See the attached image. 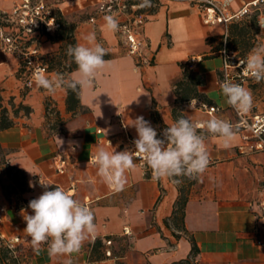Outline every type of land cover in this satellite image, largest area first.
I'll list each match as a JSON object with an SVG mask.
<instances>
[{
	"label": "crops",
	"instance_id": "1",
	"mask_svg": "<svg viewBox=\"0 0 264 264\" xmlns=\"http://www.w3.org/2000/svg\"><path fill=\"white\" fill-rule=\"evenodd\" d=\"M18 1L0 0V13L9 12ZM99 1H63L57 6L67 20L75 23L76 44L87 45L86 37L95 32L96 42L109 52L105 56L109 63L97 73L94 88L78 95L73 112L66 108V90L49 94L36 85L23 89L18 76L20 60L5 50L0 38V95L13 97L14 102L21 101L31 109L28 115L17 116L13 126L0 130L5 163L20 169L26 180V190L9 199L0 185V204L6 208L0 232L6 238H20L18 264H63L65 259H72L73 264H176L187 258L196 264H264V247L255 242L264 152L240 153V132L232 147L223 149L219 138L204 130L214 162L202 182L196 180L191 185L181 219L173 215L178 185L172 179L153 180L151 169L134 159L136 167L126 172V184L117 192L97 175V166L89 163L97 147L129 150L137 138L136 129L129 123L138 116L149 121L158 138H163V130L175 122L171 112L176 98L173 83L181 77L180 63L191 57L200 58L190 66L204 79L199 91L209 104L221 107L214 115L233 123L234 115L226 107L219 85L220 47L227 26L204 23L187 0H159L156 11L146 14L142 32L148 45L142 58H137L126 52L123 37L105 28L104 15L89 21ZM248 1L229 0V9L234 11ZM258 14L264 22V3ZM256 39L255 46L264 43L259 20ZM60 44L44 39L39 52L53 55ZM55 74L52 71L47 75ZM46 100L58 112V123L46 113ZM191 101L201 100L184 103L182 114L190 116L193 123L212 117L196 103L190 107ZM53 124L56 130L51 128ZM60 159H65L63 172L57 170ZM39 176L51 184L47 190L61 186L93 211L96 233L78 254L49 256L47 244L38 254L33 250L24 232L22 210L33 214L29 201L45 191ZM2 178V183H9L5 172ZM30 181L34 187L29 186ZM16 203L21 207H14ZM124 228L130 233H124ZM107 238L111 239L109 245L105 243ZM192 240L197 253L191 257Z\"/></svg>",
	"mask_w": 264,
	"mask_h": 264
},
{
	"label": "clouds",
	"instance_id": "2",
	"mask_svg": "<svg viewBox=\"0 0 264 264\" xmlns=\"http://www.w3.org/2000/svg\"><path fill=\"white\" fill-rule=\"evenodd\" d=\"M134 7H152V0H140ZM103 20L108 31L115 33L119 30V21L114 15L106 14ZM52 24L49 23V27ZM260 27L264 29V22L260 23ZM86 40L87 45L77 43L69 45L66 50L70 62L77 66L75 72L67 76L62 73L49 76L45 69L37 66L33 72L36 86L49 94L63 89L80 95L85 89H93L97 73L109 63L105 60L109 52L96 42L95 32L89 33ZM240 65L245 75L257 83L264 81V43L254 46L246 60L240 61ZM220 89L226 103L241 117L251 111L253 94L250 89L229 78L223 80ZM195 103L191 101L190 107L193 108ZM129 124L137 132L134 152L127 149L118 152L114 148L109 151L97 147L95 155L89 160V163L97 166V175L117 192L123 190L126 184V172L136 167V158L145 160L152 171L153 180L169 178L179 184L181 180L176 178L188 177L202 182V176L210 164L204 130L218 137L220 146L228 149L236 140L240 127L215 115L203 123H193L190 116L181 115L163 130V138H158L157 131L143 116H138ZM198 129L201 131L198 132ZM39 177V183L45 191L29 201L28 208L33 214L22 210L26 222L24 232L30 237L33 250L38 254L41 246L47 244L49 256L71 257L78 254L84 242L96 233L93 211L61 186L47 190L51 184ZM29 186L35 185L30 181ZM63 264H73V260L65 259Z\"/></svg>",
	"mask_w": 264,
	"mask_h": 264
},
{
	"label": "built area",
	"instance_id": "3",
	"mask_svg": "<svg viewBox=\"0 0 264 264\" xmlns=\"http://www.w3.org/2000/svg\"><path fill=\"white\" fill-rule=\"evenodd\" d=\"M72 0H19L9 12L3 13L4 25L0 26V38L3 41L4 48L7 51L15 53L24 67L23 87H32L34 82L33 72L35 67L39 66L46 70V74L52 72L47 69L46 64L41 59L39 46L42 40L47 39V34H52L59 23L56 20L53 11L57 9L59 3ZM193 5L200 14L202 21L206 24L228 25L231 21L240 20L243 17L259 11V7L264 0H250L243 3L238 9H229V0H187ZM136 7L130 5L127 0H100L95 7V14L89 17V21H94L97 15L112 14L119 21V30L117 33L123 37V45L126 52L137 58H142L144 48L148 45L147 39L143 36L142 25L146 20L145 13L136 12ZM49 27V23H52ZM261 22V19H259ZM221 68L219 71V85L225 78L231 79L244 87L253 80L245 75L240 65V61L246 60L247 56H238L233 50H227L224 45L220 50ZM198 57H191L188 62L193 65ZM227 61V63L225 62ZM196 106L207 114L213 116L221 110V107L214 104H207L198 101ZM226 107L234 115L232 124H239L241 133V144L238 146L240 153L264 152V109H258L253 102L251 111L244 117H241L231 106L226 103ZM129 151H135L133 143ZM139 164L147 166L143 158L135 159ZM214 162L210 158V164ZM65 159H60V165L57 170L64 171ZM262 197L256 202L255 220L257 222L255 229V242L264 247V178L260 184ZM88 206V204H86ZM89 207V206H88ZM6 208L0 204V222L3 219ZM123 232L129 234L127 228ZM0 241L9 250L14 258H18V243L20 238L13 236L6 238L0 232ZM109 245L111 239H105ZM110 255V251L105 252Z\"/></svg>",
	"mask_w": 264,
	"mask_h": 264
},
{
	"label": "trees",
	"instance_id": "4",
	"mask_svg": "<svg viewBox=\"0 0 264 264\" xmlns=\"http://www.w3.org/2000/svg\"><path fill=\"white\" fill-rule=\"evenodd\" d=\"M130 5H137L140 0H127ZM160 2L159 0H152V7L136 9L138 13L152 14L158 8ZM259 11H254L253 13L243 17L240 20L231 21L227 25V31L224 35V42L221 43V47L227 50H233L238 56H246L250 50L256 44V34L258 32V20ZM53 14L59 23L58 28L52 34H47V39L51 41H60L59 50L48 56H41V59L46 64L49 71H54L56 73L70 72L76 69V65L70 62V58L66 55V50L69 45H75L74 29L75 23L67 20L62 13L55 9ZM3 13H0V17L3 18ZM4 22V21H3ZM0 22V26L4 25ZM181 77L176 80L174 85V92L176 95L175 104L172 107V116L174 120L179 118L182 114V108L184 103L190 101L191 99H199L207 104L210 100L199 91L198 87L204 82L202 75L191 69L189 62L185 61L180 63ZM24 67L20 62V67L18 70V76L23 80ZM24 90L28 89L23 87ZM78 105V95L71 90H67L66 95V108L68 111H74ZM31 109L29 106L23 104L21 101L16 103L13 97H9L4 103L3 97L0 95V130L10 128L15 123V118L20 114L28 115ZM45 111L47 114H51L55 120V123L59 121V114L57 111L50 107V102L46 100ZM153 117H156V113H153ZM54 123V124H55ZM51 127L56 130L57 127L54 125ZM4 171L6 177L10 180L9 183L1 184V190L5 198H10V193H18L26 190V180L23 172L15 168L14 166L4 163ZM176 179L181 180L178 185V196L175 201L173 215L175 218H180L183 216L184 206L188 199L189 190L192 184L195 183L196 179H189L188 177H178ZM21 207V206H17ZM197 253V247L192 240L191 257ZM18 264L16 258H14L10 250L3 244H0V264L5 263ZM176 264H196L192 258H187Z\"/></svg>",
	"mask_w": 264,
	"mask_h": 264
},
{
	"label": "rangeland",
	"instance_id": "5",
	"mask_svg": "<svg viewBox=\"0 0 264 264\" xmlns=\"http://www.w3.org/2000/svg\"><path fill=\"white\" fill-rule=\"evenodd\" d=\"M0 22H3V19L0 17ZM59 50V49H58ZM49 57V55H48ZM22 84H23V80H22ZM248 88L252 91L253 94V102L257 105L258 109H264V81H261L259 83H257L254 79L248 84ZM4 99V103L7 101L8 98H3ZM4 154L3 151L0 149V185L2 184V174L5 172L4 171ZM15 193H10V197L11 195H14ZM19 204L16 203L14 204V207L18 206ZM0 244H3L2 241H0ZM20 260L17 258V261ZM5 264H10V263H5Z\"/></svg>",
	"mask_w": 264,
	"mask_h": 264
}]
</instances>
